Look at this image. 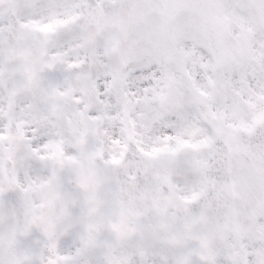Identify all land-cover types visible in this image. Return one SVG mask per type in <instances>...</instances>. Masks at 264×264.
<instances>
[{
	"label": "snow or ice",
	"instance_id": "snow-or-ice-1",
	"mask_svg": "<svg viewBox=\"0 0 264 264\" xmlns=\"http://www.w3.org/2000/svg\"><path fill=\"white\" fill-rule=\"evenodd\" d=\"M0 264H264V0H0Z\"/></svg>",
	"mask_w": 264,
	"mask_h": 264
}]
</instances>
